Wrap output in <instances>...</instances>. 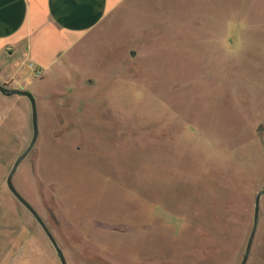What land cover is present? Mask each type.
<instances>
[{"label":"rangeland","instance_id":"obj_1","mask_svg":"<svg viewBox=\"0 0 264 264\" xmlns=\"http://www.w3.org/2000/svg\"><path fill=\"white\" fill-rule=\"evenodd\" d=\"M29 79L40 133L13 183L68 264L241 263L264 189V0H131ZM2 104L0 264H61L6 183L30 102ZM247 264H264V196Z\"/></svg>","mask_w":264,"mask_h":264},{"label":"crops","instance_id":"obj_2","mask_svg":"<svg viewBox=\"0 0 264 264\" xmlns=\"http://www.w3.org/2000/svg\"><path fill=\"white\" fill-rule=\"evenodd\" d=\"M130 1L0 0V84L29 91L33 81L21 77L33 71L42 76ZM10 97L0 92V104ZM1 105L0 129L10 119Z\"/></svg>","mask_w":264,"mask_h":264},{"label":"water","instance_id":"obj_3","mask_svg":"<svg viewBox=\"0 0 264 264\" xmlns=\"http://www.w3.org/2000/svg\"><path fill=\"white\" fill-rule=\"evenodd\" d=\"M8 52L11 53L12 51H8ZM133 55H135V54H133ZM0 92L6 96L18 95V96L26 97L30 102L31 111H32L33 136H32V139H31L29 145L27 146V148L17 157V159H16V161H15V163H14V165H13V167H12L8 177H7V180H6L7 186L9 188L10 192L14 195V197L35 217L37 222L40 224L43 231L45 232V234L49 238L50 242L52 243L53 247L55 248V250L59 256L61 264H68L66 257L63 253V250L59 246L56 238L54 237L53 233L51 232V230L49 229V227L47 226V224L45 223V221L43 220L41 215L21 195V193L17 190V188L15 187V185L13 183V178H14L19 166L21 165L23 160L29 155V153L32 151V149L36 145L38 138H39L40 129H39V117H38L37 101L35 99V96L31 92L24 90V89H21V88H9L6 85L0 84ZM263 130H264L263 126H260V128L258 129L259 132L263 131ZM263 196H264V189L260 190L255 196L253 226H252V229H251L248 241H247V245H246V249H245L243 259H242L240 264H247L248 259L250 257L251 249H252V246H253V243H254V240L256 237L258 225H259L260 201H261V198Z\"/></svg>","mask_w":264,"mask_h":264},{"label":"built area","instance_id":"obj_4","mask_svg":"<svg viewBox=\"0 0 264 264\" xmlns=\"http://www.w3.org/2000/svg\"><path fill=\"white\" fill-rule=\"evenodd\" d=\"M40 75V72H37V76H39Z\"/></svg>","mask_w":264,"mask_h":264}]
</instances>
